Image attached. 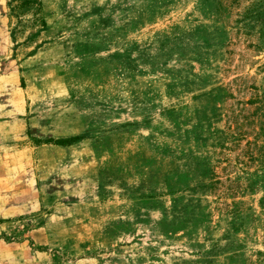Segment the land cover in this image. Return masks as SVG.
<instances>
[{
    "label": "rangeland",
    "instance_id": "obj_1",
    "mask_svg": "<svg viewBox=\"0 0 264 264\" xmlns=\"http://www.w3.org/2000/svg\"><path fill=\"white\" fill-rule=\"evenodd\" d=\"M263 150L264 0H0V264H264Z\"/></svg>",
    "mask_w": 264,
    "mask_h": 264
},
{
    "label": "trees",
    "instance_id": "obj_2",
    "mask_svg": "<svg viewBox=\"0 0 264 264\" xmlns=\"http://www.w3.org/2000/svg\"><path fill=\"white\" fill-rule=\"evenodd\" d=\"M218 97H221V96H218ZM224 97V96H223ZM243 135V134H241ZM240 135V136H241ZM239 136V137H240ZM238 137V136H237ZM194 139H197V138H194ZM73 140H68V141H64V142H59L60 144L62 145H65L66 143H70L72 142ZM260 149H262L261 147H259ZM264 151V150H263ZM186 173L183 174V176L181 177L182 179H185L187 178V176L190 174V173H196L197 175H199L200 177L202 178H205L206 179V182L204 184L201 185V188L202 190H215V186L219 184L218 182V179L216 178V176L214 175L213 171L211 168H208V167H200V168H197V169H190V166H186ZM264 187V185L262 186ZM232 206H234L235 204H231ZM183 208H188L186 206H183ZM176 209V206H173L172 207V211H174ZM184 212L187 213L186 210H184ZM176 229L174 228L173 230L171 231H175Z\"/></svg>",
    "mask_w": 264,
    "mask_h": 264
}]
</instances>
